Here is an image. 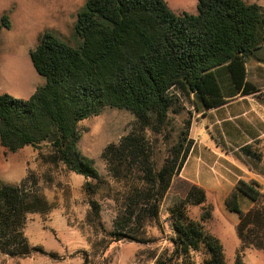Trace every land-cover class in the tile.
Returning <instances> with one entry per match:
<instances>
[{
	"label": "trees",
	"instance_id": "16d2710c",
	"mask_svg": "<svg viewBox=\"0 0 264 264\" xmlns=\"http://www.w3.org/2000/svg\"><path fill=\"white\" fill-rule=\"evenodd\" d=\"M3 25L11 27L7 16ZM74 33L77 45L46 31L31 50L45 83L30 98L0 94V146L10 153L32 146L44 163L82 176L89 222L97 223L105 243L165 241L154 253L155 264H227L220 240L189 214L190 207L206 203V191L181 176L193 151L187 104L200 113L259 95L247 63L264 44V7L198 0V14H177L166 0H88ZM107 108L129 111L134 121L103 150L102 173L78 144L81 122ZM185 112L190 118L175 137L173 119ZM248 148L241 147L248 160L258 161L260 154ZM102 189L114 206L111 229L102 218ZM226 207L239 215L238 264H245L243 252L264 250L263 186L240 180ZM55 208L31 171L19 184L0 182V255L59 259L26 235L30 215L46 219ZM211 217L207 207L202 220ZM152 227L160 234L153 235Z\"/></svg>",
	"mask_w": 264,
	"mask_h": 264
},
{
	"label": "rangeland",
	"instance_id": "374dc122",
	"mask_svg": "<svg viewBox=\"0 0 264 264\" xmlns=\"http://www.w3.org/2000/svg\"><path fill=\"white\" fill-rule=\"evenodd\" d=\"M87 1L0 0V94H9L18 99L30 97L29 91L35 84L32 82L29 87L27 82L30 68L36 71L31 50L37 47L46 31L55 33L71 45H77L74 26ZM166 1L177 14H198V0ZM245 1L264 7V0ZM5 16L11 23L10 28L3 25ZM261 55L264 56V51ZM255 65H261L264 73V63L251 59L248 62L250 78L263 87L264 78L261 76L264 74L254 72ZM41 79L44 81V78ZM239 99L236 101L240 102L225 105L222 110L201 109L200 113L187 104L192 111L189 139L193 141V155L189 156L181 172L183 177L205 189L206 203L190 207L189 214L193 219L200 220L220 240L227 264H238L240 240L237 232L239 215L227 209L226 201L240 180H255L264 188V136L260 141L246 144L250 134L238 130L242 124L246 127L247 123L253 122L255 113L264 120V112L253 102ZM241 111L245 114L239 118L237 116ZM189 116L185 112L173 119L175 137L182 128L183 120ZM133 121L134 116L129 111L112 108L82 121L78 144L80 154L92 159L95 166L105 173V163L101 158L103 150L126 135ZM246 146L260 154L258 161L251 162L248 150L241 149ZM29 171L36 174L40 189L56 208L46 219L38 214L30 215L26 235L32 245H42L48 251H55L60 258L55 260L33 254L24 259H13L0 255V264H84L85 252L89 255V264H155L154 253L158 252V247L167 245L165 241L161 244H139L128 240L105 243L107 240L103 239L97 223L89 222L90 205L82 176L68 172L62 166L44 163L39 151L32 146L16 153L7 152L0 146L1 183L19 184ZM104 193L105 189L99 191V203L104 224L111 229L114 206ZM207 207L211 208L212 217L203 221ZM150 231L153 235L160 234L153 227ZM241 260L245 264H264V250H246Z\"/></svg>",
	"mask_w": 264,
	"mask_h": 264
},
{
	"label": "crops",
	"instance_id": "0c3cea01",
	"mask_svg": "<svg viewBox=\"0 0 264 264\" xmlns=\"http://www.w3.org/2000/svg\"><path fill=\"white\" fill-rule=\"evenodd\" d=\"M263 51H264V44H263L262 48L257 51L256 58H253V59L257 60L260 63H264V56L261 55V53ZM247 70H248V63H247ZM253 71L258 73V74H264L261 65H255L253 67ZM261 77L264 78V75H262ZM41 78H43V77L41 75H39V73L37 71H33V69L30 68V79L27 82L29 84V87L32 85V82L35 83L33 89L32 90L30 89V91H29V93H31L30 97L34 94V92L37 90V88L39 86H41L45 83V79L43 81ZM248 80L251 81L252 83H254L260 89L259 95H250L248 97L246 96V98L245 97H237L234 101H232L226 105L233 104L234 102H240V101H236V100L239 98H242L239 100H241L243 102H253L257 107L262 109V111L264 112V88H263L264 86L262 87V86L258 85L255 79L250 78V71L249 70H248ZM223 108L224 107H222L219 110H222ZM244 114L245 113H242V111H241V112H239L237 117L240 118ZM255 114H256V118L253 122H251L249 124L247 123L246 127L244 124H242L241 127L238 129L239 132H241L243 130V131L248 132L250 134V139L246 144H248L250 141L251 142L260 141L264 136V120L261 119L257 113H255ZM191 128H192V126H191ZM235 145H240V144L236 143ZM241 145H243V144H241ZM191 155H193V153H191ZM183 178H185V177H183Z\"/></svg>",
	"mask_w": 264,
	"mask_h": 264
}]
</instances>
